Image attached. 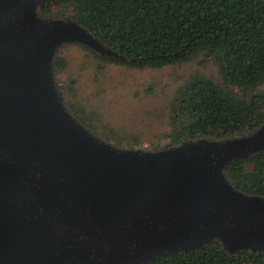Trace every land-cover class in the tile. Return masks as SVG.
<instances>
[{
    "label": "water",
    "instance_id": "water-1",
    "mask_svg": "<svg viewBox=\"0 0 264 264\" xmlns=\"http://www.w3.org/2000/svg\"><path fill=\"white\" fill-rule=\"evenodd\" d=\"M49 0H0V264H149L219 241L264 252V197L226 167L264 153V123L229 139L117 148L66 108L53 59L76 43L124 60Z\"/></svg>",
    "mask_w": 264,
    "mask_h": 264
},
{
    "label": "trees",
    "instance_id": "trees-1",
    "mask_svg": "<svg viewBox=\"0 0 264 264\" xmlns=\"http://www.w3.org/2000/svg\"><path fill=\"white\" fill-rule=\"evenodd\" d=\"M39 13L78 22L124 58L98 55V60L157 70L200 57L214 66L217 80L196 72L174 90L168 108L170 146L240 137L264 123V93H252L264 85V0H49ZM53 67L61 72L66 62L55 56ZM74 85L70 80V91ZM68 107L80 124L99 133L92 113ZM126 140L115 145L134 149L135 142ZM225 175L238 191L264 197V153L232 162ZM149 264H264V252L230 254L213 240L202 250Z\"/></svg>",
    "mask_w": 264,
    "mask_h": 264
},
{
    "label": "rangeland",
    "instance_id": "rangeland-1",
    "mask_svg": "<svg viewBox=\"0 0 264 264\" xmlns=\"http://www.w3.org/2000/svg\"><path fill=\"white\" fill-rule=\"evenodd\" d=\"M98 55L80 44L62 45L55 56L62 57L66 67L61 72L54 69L53 79L69 112L71 103L92 113L99 130L92 134L115 147V142L124 139L135 142L134 150L157 151L170 146L168 108L174 90L196 72L218 79L214 66L200 57L183 65L138 70L98 60ZM70 80L75 81L71 91ZM252 93H264V85Z\"/></svg>",
    "mask_w": 264,
    "mask_h": 264
}]
</instances>
